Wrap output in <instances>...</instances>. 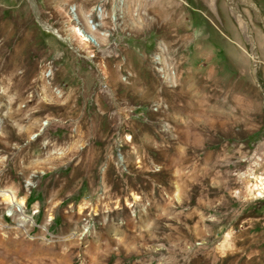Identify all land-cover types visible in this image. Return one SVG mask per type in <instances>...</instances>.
<instances>
[{
  "label": "rangeland",
  "instance_id": "374dc122",
  "mask_svg": "<svg viewBox=\"0 0 264 264\" xmlns=\"http://www.w3.org/2000/svg\"><path fill=\"white\" fill-rule=\"evenodd\" d=\"M34 2L0 0V264H264V0Z\"/></svg>",
  "mask_w": 264,
  "mask_h": 264
},
{
  "label": "bare ground",
  "instance_id": "6f19581e",
  "mask_svg": "<svg viewBox=\"0 0 264 264\" xmlns=\"http://www.w3.org/2000/svg\"><path fill=\"white\" fill-rule=\"evenodd\" d=\"M213 3V2H212ZM32 4H33V6L34 7H36V3L34 2V0H32ZM213 4H215V3H213ZM212 4V5H213ZM214 7V5L212 6V8ZM219 7V6H218ZM217 7V8H218ZM214 9H215V7H214ZM236 9L233 7L232 8V11L234 12ZM217 12V11H216ZM218 12H219V10H218ZM219 14V16H220V12L218 13ZM239 16V15H238ZM260 146H262V144H260ZM252 175H250L249 177L250 178H253L254 179V181H255V183H256V186H257V188L260 190L259 192H260V194L261 193H263L264 192V172H262L261 174H259V175H256L254 172H252L251 173ZM9 191V190H8ZM2 194V193H1ZM3 194H4V196L6 195L7 197H10V198H12V202L14 203V205L15 206H17V209L18 210H20L21 212L24 210V208L21 206L22 204H23V200L22 199H17L16 197H15V195L13 194V193H10V192H3ZM16 208V207H15ZM15 210V209H14ZM25 212V211H24ZM32 212H34L35 213V211H33L32 210ZM20 213V212H19ZM28 216V215H27ZM21 218V217H20ZM23 218V217H22ZM24 219V218H23ZM28 219L30 220V222L32 223V222H34L35 220H34V218L33 217H31V216H28ZM48 234V233H47ZM46 235V234H45ZM46 238V237H45Z\"/></svg>",
  "mask_w": 264,
  "mask_h": 264
},
{
  "label": "built area",
  "instance_id": "2783aa9c",
  "mask_svg": "<svg viewBox=\"0 0 264 264\" xmlns=\"http://www.w3.org/2000/svg\"><path fill=\"white\" fill-rule=\"evenodd\" d=\"M35 201H37L36 199H34ZM33 200V201H34ZM35 201H34V203H31V205H32V207L30 206V210H33V211H35V214L36 213H38L39 212V208H38V206L35 204ZM15 212H20V210H8V211H6V215H8V216H12L13 214H15ZM35 220V219H34ZM35 225H39L38 223H37V221L35 220ZM42 227H43V229L44 230H47L46 228H45V226H43L42 225Z\"/></svg>",
  "mask_w": 264,
  "mask_h": 264
},
{
  "label": "crops",
  "instance_id": "0c3cea01",
  "mask_svg": "<svg viewBox=\"0 0 264 264\" xmlns=\"http://www.w3.org/2000/svg\"><path fill=\"white\" fill-rule=\"evenodd\" d=\"M102 264H105V259H103Z\"/></svg>",
  "mask_w": 264,
  "mask_h": 264
},
{
  "label": "water",
  "instance_id": "95a60500",
  "mask_svg": "<svg viewBox=\"0 0 264 264\" xmlns=\"http://www.w3.org/2000/svg\"><path fill=\"white\" fill-rule=\"evenodd\" d=\"M31 1V0H30ZM32 5V7H33V4H31Z\"/></svg>",
  "mask_w": 264,
  "mask_h": 264
}]
</instances>
